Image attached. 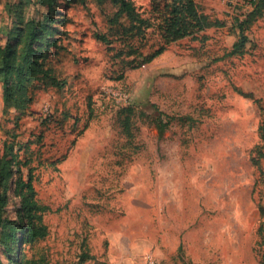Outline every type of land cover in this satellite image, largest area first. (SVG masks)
Segmentation results:
<instances>
[{
    "label": "rangeland",
    "instance_id": "1",
    "mask_svg": "<svg viewBox=\"0 0 264 264\" xmlns=\"http://www.w3.org/2000/svg\"><path fill=\"white\" fill-rule=\"evenodd\" d=\"M131 1L155 23L169 2ZM194 1L222 25L143 62L158 30L123 35L128 18L114 23L110 0H0V46L19 19L40 24L51 5L56 46L45 67L63 82L33 80L23 111L4 103L0 82V151L14 142L30 160L22 175L32 168L47 229L9 251L0 233V264H77L82 253L92 256L83 264H148L147 255L153 264H261L264 157L258 166L251 157L264 153V0ZM123 107L133 109L131 139ZM156 122L166 124L161 137ZM16 176L3 216L13 225Z\"/></svg>",
    "mask_w": 264,
    "mask_h": 264
},
{
    "label": "trees",
    "instance_id": "2",
    "mask_svg": "<svg viewBox=\"0 0 264 264\" xmlns=\"http://www.w3.org/2000/svg\"><path fill=\"white\" fill-rule=\"evenodd\" d=\"M101 1V0H99ZM112 4L118 7L113 17V22H119L123 16L128 18L127 26L120 25L123 35L127 37H137L142 40L145 31L153 25L158 30L160 44L156 50L144 57L143 62H150L159 56L167 45L179 41L185 37L193 35L212 26H221L217 22H211L208 17L200 13L194 0H169L165 2L163 9L158 10L159 22H151V18H144L136 11L135 5L131 0H110ZM45 18L42 23L34 19H19L18 28L14 30L11 37L4 46H0V82L2 84L3 101L12 104L17 110L23 111L31 101L29 95V85L38 78L49 80L53 86L60 87L63 82L58 80L50 68L45 67V61L48 56L55 53L56 42L48 39L51 34L49 26L52 22L50 11L51 5H44ZM45 37V38H44ZM101 41L107 42L105 36L98 37ZM42 42V43H41ZM243 44L241 40L234 45L230 54L240 53V47ZM126 115L122 122L123 132L130 139L131 133L130 116L133 113L131 107H123L121 113ZM158 135L161 137L166 127L165 123L156 122ZM260 139H264V123L258 127ZM257 147V146H255ZM255 147L251 150L253 153ZM261 149L256 148L255 156L251 157L253 165L258 166L259 161L264 157ZM30 160L22 161L19 159L18 149H15V143H4L0 151V233L2 242L10 250L11 246L16 247L17 243H32L38 238H44L47 235L46 226L42 223V213L46 207L41 205L36 198V192L32 183L31 170L29 169V178L25 180L22 175V165H29ZM16 174L14 180V193L20 199V205L17 210L20 220L19 225H13L15 221L4 218L7 207L10 182ZM260 218L264 216L262 206L258 207ZM262 224V223H261ZM17 229L22 232V237H17ZM263 226L259 227V233ZM92 256L82 253L77 264H83L91 260ZM260 263L264 264V249L260 256ZM17 264H32V262H18Z\"/></svg>",
    "mask_w": 264,
    "mask_h": 264
},
{
    "label": "built area",
    "instance_id": "3",
    "mask_svg": "<svg viewBox=\"0 0 264 264\" xmlns=\"http://www.w3.org/2000/svg\"><path fill=\"white\" fill-rule=\"evenodd\" d=\"M229 1H241V2H245V1H253V0H229ZM145 260H146V262L148 264H153V260H152V258L149 255H147L145 257Z\"/></svg>",
    "mask_w": 264,
    "mask_h": 264
}]
</instances>
